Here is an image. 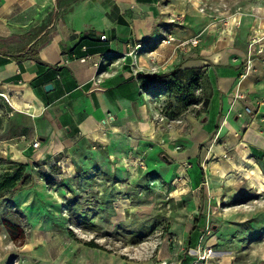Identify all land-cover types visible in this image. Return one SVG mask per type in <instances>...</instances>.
<instances>
[{
	"label": "rangeland",
	"instance_id": "rangeland-1",
	"mask_svg": "<svg viewBox=\"0 0 264 264\" xmlns=\"http://www.w3.org/2000/svg\"><path fill=\"white\" fill-rule=\"evenodd\" d=\"M185 1L158 0L134 42L142 102L122 129L32 148L36 115L0 97V264H264V69L248 62L264 0ZM199 50L245 55L230 90L173 59Z\"/></svg>",
	"mask_w": 264,
	"mask_h": 264
},
{
	"label": "crops",
	"instance_id": "crops-1",
	"mask_svg": "<svg viewBox=\"0 0 264 264\" xmlns=\"http://www.w3.org/2000/svg\"><path fill=\"white\" fill-rule=\"evenodd\" d=\"M157 1L0 0V48L10 52L0 51V97L6 98L12 90L27 89L41 103L33 127L45 151L61 149L71 138L102 129H122L132 118L134 105L140 113L141 81L125 45L148 35L143 24L154 19L153 7ZM185 2L168 0V5L175 3L180 7ZM236 2L239 7L253 6L248 0ZM44 25H47V39L37 49L41 64L29 57L14 58L12 54L22 36L27 37ZM86 54L91 59L80 61ZM244 56L239 50L213 55L199 50L173 59L181 68L204 69L217 90L225 92L246 66ZM218 57L236 62L231 66L217 65L219 62L214 59ZM250 67L263 70L264 54L252 57ZM48 83L52 88L47 91L44 86ZM251 83L249 76L238 87ZM143 124L145 121L140 126ZM249 129L255 133L258 130L251 126L247 132Z\"/></svg>",
	"mask_w": 264,
	"mask_h": 264
},
{
	"label": "built area",
	"instance_id": "built-area-1",
	"mask_svg": "<svg viewBox=\"0 0 264 264\" xmlns=\"http://www.w3.org/2000/svg\"><path fill=\"white\" fill-rule=\"evenodd\" d=\"M257 17V16H256ZM264 19V14L260 17V19L255 20V26L253 28V31L250 35L249 41H248V48H249V59L248 62H251V59L254 55H259L264 53L263 49H264V24L260 23V20ZM101 38H105L104 35L101 36ZM199 34H196L194 36H191L189 38H185L182 40H179L176 36L174 35H169L167 38L162 39L161 41L163 43H171L174 41H178V46H184V47H194L197 46V44L199 43ZM126 54L127 56H130L133 54V52L138 51L141 49L142 44L141 43H133L131 44L130 42L126 43ZM85 47H83L84 49ZM80 61L85 62L91 59V55L90 54H86L84 56H82L81 58H79ZM96 63H93V65H95ZM239 96V95H238ZM247 111H249V108L246 109ZM25 136H22V139H24ZM40 145V141L35 138L32 143L31 146L34 148L39 147Z\"/></svg>",
	"mask_w": 264,
	"mask_h": 264
},
{
	"label": "trees",
	"instance_id": "trees-1",
	"mask_svg": "<svg viewBox=\"0 0 264 264\" xmlns=\"http://www.w3.org/2000/svg\"><path fill=\"white\" fill-rule=\"evenodd\" d=\"M47 25L39 26L36 28L31 35H24L22 36L21 40L17 44V50L12 56L16 59H23V58H32L38 64H41V60L38 57L37 49L38 47L43 44L47 39ZM1 52H8L7 49L0 48ZM10 53V52H8ZM184 75L188 76L193 72L199 71L201 73V68H181ZM166 77V76H165ZM151 79L155 78V76H151ZM166 83V80L163 81ZM10 227V226H8Z\"/></svg>",
	"mask_w": 264,
	"mask_h": 264
},
{
	"label": "bare ground",
	"instance_id": "bare-ground-1",
	"mask_svg": "<svg viewBox=\"0 0 264 264\" xmlns=\"http://www.w3.org/2000/svg\"><path fill=\"white\" fill-rule=\"evenodd\" d=\"M234 21H235V19H234ZM10 101H11V104L14 105V107H16V108H24L26 110V112L28 114H31V115L39 114V112H40V110L42 108L41 103L36 101L27 89H25L24 92L17 91V93L13 94L10 97ZM147 132H148V134H152L154 132V128L150 127L147 130ZM240 171H241V169H240ZM245 175H249L248 171L245 173ZM233 179H234L233 175L227 176L226 185L227 184H231V181H233ZM253 181L256 183V181L254 179H253ZM256 184H257L258 188H261L260 184H258V183H256Z\"/></svg>",
	"mask_w": 264,
	"mask_h": 264
},
{
	"label": "water",
	"instance_id": "water-1",
	"mask_svg": "<svg viewBox=\"0 0 264 264\" xmlns=\"http://www.w3.org/2000/svg\"><path fill=\"white\" fill-rule=\"evenodd\" d=\"M51 88H52V85L50 83H48L44 86V89L47 91L50 90Z\"/></svg>",
	"mask_w": 264,
	"mask_h": 264
}]
</instances>
